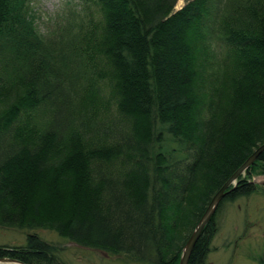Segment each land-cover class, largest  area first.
Masks as SVG:
<instances>
[{
    "label": "trees",
    "instance_id": "trees-1",
    "mask_svg": "<svg viewBox=\"0 0 264 264\" xmlns=\"http://www.w3.org/2000/svg\"><path fill=\"white\" fill-rule=\"evenodd\" d=\"M79 1L87 29L66 23L53 37L36 28L38 0H0V228L27 231L0 259L69 264L48 230L133 263L179 264L211 198L264 143V0L175 12L177 0ZM255 168L264 175V152L187 264H203L221 204L256 191Z\"/></svg>",
    "mask_w": 264,
    "mask_h": 264
},
{
    "label": "rangeland",
    "instance_id": "rangeland-1",
    "mask_svg": "<svg viewBox=\"0 0 264 264\" xmlns=\"http://www.w3.org/2000/svg\"><path fill=\"white\" fill-rule=\"evenodd\" d=\"M179 1L181 3L178 4ZM189 1L192 0H177L174 12L182 9ZM81 8L79 0H38L34 9V23L41 34L53 37L66 23L72 32L79 31L78 28L83 25L87 29L88 17ZM253 174L250 180L256 184L253 194L233 202L225 201L219 207L215 218L217 228L207 245L203 264H264V175L260 168H255ZM194 209L196 207L192 206L187 211L183 210L191 214ZM177 226L182 225L177 223ZM178 227L172 231L174 246L180 244L188 233L185 226L182 230ZM26 232L0 228V245H22ZM39 233L45 241L61 249L63 260L69 264H138L127 261L122 255L113 256L79 247L48 230Z\"/></svg>",
    "mask_w": 264,
    "mask_h": 264
},
{
    "label": "water",
    "instance_id": "water-1",
    "mask_svg": "<svg viewBox=\"0 0 264 264\" xmlns=\"http://www.w3.org/2000/svg\"><path fill=\"white\" fill-rule=\"evenodd\" d=\"M264 152V143L261 144L254 152L243 162V164L228 178V180L221 186V188L214 194L211 198L208 206L206 207L201 218L197 222L192 233L185 242L181 256L179 259V264H187L192 253V250L199 239L204 227L210 221L211 217L216 212V209L226 194L229 187L235 186L237 179L244 174V172L254 164L258 157ZM0 264H21L19 262L10 259H0Z\"/></svg>",
    "mask_w": 264,
    "mask_h": 264
},
{
    "label": "bare ground",
    "instance_id": "bare-ground-1",
    "mask_svg": "<svg viewBox=\"0 0 264 264\" xmlns=\"http://www.w3.org/2000/svg\"><path fill=\"white\" fill-rule=\"evenodd\" d=\"M181 3L180 1L178 2V4Z\"/></svg>",
    "mask_w": 264,
    "mask_h": 264
}]
</instances>
